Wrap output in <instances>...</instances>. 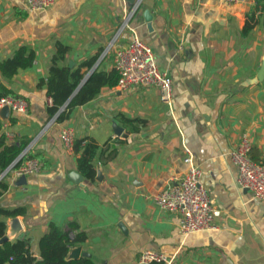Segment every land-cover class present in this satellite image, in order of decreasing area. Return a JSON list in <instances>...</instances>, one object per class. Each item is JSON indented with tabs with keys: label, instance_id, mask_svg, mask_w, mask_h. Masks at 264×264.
Wrapping results in <instances>:
<instances>
[{
	"label": "crops",
	"instance_id": "0c3cea01",
	"mask_svg": "<svg viewBox=\"0 0 264 264\" xmlns=\"http://www.w3.org/2000/svg\"><path fill=\"white\" fill-rule=\"evenodd\" d=\"M256 5L257 0L233 5L223 0H142L133 13L127 0H55L47 10L30 11L25 0H0V62L24 45L36 52L33 67L12 80L0 72V84L29 105L26 114L11 113L3 121L2 133L8 145L28 142L26 149L50 165L27 176L25 184L11 170L5 175L9 188L0 208L26 211L16 217L21 232L9 241L29 234L32 253L40 259L39 243L50 224L75 222L87 235L80 247L89 257L80 258L94 264H138L146 250L173 258V264H264V202L239 186L230 156L247 135L252 159L264 162V81L259 80L264 27L242 36L246 16ZM146 10L153 15L152 31ZM135 37L152 47L159 68L171 79L172 113L156 88L122 92L117 84L76 107L63 123L49 117L52 101L38 82L48 75L57 43L70 48L69 66L98 57L91 70H84L86 78L93 69L114 70L117 50ZM122 117L146 125L133 133ZM115 123L129 134L127 139L115 134ZM66 127L74 129L76 141L91 138L103 149L108 143L117 149L114 157L106 151L97 155L96 176L83 177L82 185L69 179L74 171L82 174L77 155L68 153L61 141ZM186 149L203 171L213 206L223 212L218 230L184 236L180 217L161 212L152 201L185 176ZM13 219L0 217L7 223L6 235Z\"/></svg>",
	"mask_w": 264,
	"mask_h": 264
},
{
	"label": "trees",
	"instance_id": "16d2710c",
	"mask_svg": "<svg viewBox=\"0 0 264 264\" xmlns=\"http://www.w3.org/2000/svg\"><path fill=\"white\" fill-rule=\"evenodd\" d=\"M262 25L264 27V0H257V5L246 16V24L242 30V36L247 38L253 30ZM70 48L61 43H57L56 51L51 58L48 75L39 79L38 88H46L47 95L51 99V106L48 107V114L51 119L56 118L58 123H63L70 119L72 111L87 104L100 95L103 88H114L118 84L119 76L116 70L110 72L95 70L87 82L80 88L73 97L76 90L85 79L87 71L91 70L98 61V57L91 58L79 67H70L67 64V56ZM36 59L35 50L27 45L18 48L13 56L0 62V72L7 80H12L20 70L31 69ZM84 70H87L84 72ZM12 97L22 98L0 84V99ZM73 97V98H72ZM72 98L70 103L68 101ZM125 123L131 128L133 133H137L140 127L143 128L146 122L140 119L133 120L122 117ZM16 119L12 118L11 122ZM4 122L0 120V174L6 172L10 167L19 169L29 160L36 159L43 163L42 168H49V163L42 155L29 151L20 160L19 158L26 150L28 142L17 141L14 144L6 143L5 135L2 133ZM109 152L110 157L117 154V149H111L108 143L103 149L91 138L77 140L74 152L77 155V165L79 172L86 179H94L96 170L94 160L99 153ZM9 188L5 178L0 181V199ZM26 211L21 208L6 210L0 208V217L16 218L23 216ZM7 223L0 221V240L6 236ZM87 240V235L80 229V226L73 222L66 227H61L51 223L49 231L41 238L39 243L40 259L34 257L32 253V238L29 234L23 233L14 242L6 241L0 244V264H94L92 260L80 258L70 259L69 253L72 249L82 246Z\"/></svg>",
	"mask_w": 264,
	"mask_h": 264
},
{
	"label": "built area",
	"instance_id": "2783aa9c",
	"mask_svg": "<svg viewBox=\"0 0 264 264\" xmlns=\"http://www.w3.org/2000/svg\"><path fill=\"white\" fill-rule=\"evenodd\" d=\"M223 1L229 5L243 2V0ZM25 3L30 11H43L52 7L55 0H25ZM114 63L119 76L117 87L122 92L137 87H154L159 91L161 103L167 106L171 113L173 112L174 92L171 79L167 72L159 68L149 44L135 37L127 47L117 50ZM5 106H8L14 114H26L29 108L24 98L0 99V110ZM6 138L13 140L14 135L6 133ZM60 138L67 152L72 154L76 143L74 129L63 128ZM252 149V140L244 135L230 156L239 171V186L249 191L254 200L264 202V162H256L252 159ZM185 151V162L188 164L185 176L153 197L152 201L161 212L180 217V229L184 236L218 230L220 226L217 221L223 217V212L213 206L203 183L202 169L195 164L191 152L188 149ZM28 152L29 149H26L19 160ZM10 170L18 178L27 177L39 173L42 170V163L32 159L19 169L10 167L5 175ZM5 175L0 176V181ZM173 261V258L161 252L146 250L140 254L138 264H173Z\"/></svg>",
	"mask_w": 264,
	"mask_h": 264
},
{
	"label": "water",
	"instance_id": "95a60500",
	"mask_svg": "<svg viewBox=\"0 0 264 264\" xmlns=\"http://www.w3.org/2000/svg\"><path fill=\"white\" fill-rule=\"evenodd\" d=\"M141 1L142 0H127V2H129L132 6H133V13H135L138 8L140 7V4H141ZM144 18H145V21L147 22L148 24V28L150 31L153 30V27H152V22H153V15L151 14L150 11L146 10L144 12ZM74 65V63H70V66L72 67ZM95 69H93L88 75L87 77L84 79V81L81 83L80 87L76 90L75 94L73 95V97L77 94V92L80 90V88L86 83V81L89 79V77L91 76V74L94 72ZM259 80L260 81H264V63L262 65V68L259 72ZM72 97V98H73ZM72 98L68 101L67 105L70 103V101L72 100ZM10 114H11V111H10V108L8 106H5L3 107L1 110H0V119L2 121H7L10 117ZM54 120V119H53ZM114 132L115 134L118 136V137H123L124 139H127L129 137V134L128 133H125V129L118 126L116 123L114 124ZM6 172L2 173L3 175L1 176H4ZM69 179L71 181H73L75 184H78V185H82L83 183V176L80 175L78 172L74 171L72 172L70 175H69ZM22 180V183L25 184L27 178L26 177H22L21 178ZM9 225L11 226V231L9 233V235H6L3 239L0 240V244H2L3 242H6V241H9V238L10 237H13L17 234H19L21 232V225H20V222L17 218H14L13 220L10 221ZM89 257V255L87 253H82V248L81 247H78V248H75L73 249L70 254H69V258L70 259H74V260H78L80 257Z\"/></svg>",
	"mask_w": 264,
	"mask_h": 264
}]
</instances>
